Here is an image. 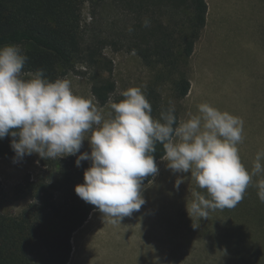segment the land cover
<instances>
[{
    "label": "rangeland",
    "instance_id": "374dc122",
    "mask_svg": "<svg viewBox=\"0 0 264 264\" xmlns=\"http://www.w3.org/2000/svg\"><path fill=\"white\" fill-rule=\"evenodd\" d=\"M206 1V27L186 67L191 82L189 94L175 101L169 82L158 89L164 101L174 103L180 120L187 119L189 113L196 114L197 106L204 102L241 117L244 139L239 151L242 162L251 170L256 153L264 150V0ZM102 4L96 12L95 28L117 31L120 24L114 29L108 26L118 16L112 0ZM91 12L86 4L84 25L90 24ZM103 54L113 66V102L122 97L124 90L140 86L145 91L153 81L154 72L135 54L112 47ZM62 78L72 82L75 94L94 98L90 75L83 65ZM97 105L107 116L108 104ZM84 151L91 152L87 140L81 148V153ZM71 159L76 161L77 156L45 160L33 154L15 163L0 159V210L12 216L21 214L31 203L20 193L24 180L48 175L50 161L56 162L58 174L61 161ZM158 167L159 173L143 186L146 203L138 212L114 225L94 211L98 212L96 216L73 241L74 256L68 264H264V227H260V223L264 226V203L254 186L264 176L254 177L253 185L235 208L213 211L208 219L201 220L191 218L186 205L193 199V192L206 194L205 190L197 187L190 172L174 174L164 160ZM178 179L183 182L177 189ZM63 200L64 195L57 193L56 202L62 204ZM35 260L39 263L40 257Z\"/></svg>",
    "mask_w": 264,
    "mask_h": 264
},
{
    "label": "clouds",
    "instance_id": "9594fccd",
    "mask_svg": "<svg viewBox=\"0 0 264 264\" xmlns=\"http://www.w3.org/2000/svg\"><path fill=\"white\" fill-rule=\"evenodd\" d=\"M149 23L146 19L144 26ZM27 61L20 45L0 46V139L13 138L14 163L33 154L45 160L77 156V167L90 161L75 192L108 223L120 224L146 203L143 181L159 173L154 156L158 144L164 149L161 159L174 174L190 172L205 190L193 192L187 202L191 218L208 219L213 211L235 208L254 177L264 176V150L256 153L251 170L242 162L241 117L204 102L196 114L178 120L169 101L157 118L140 86L124 90L119 102L110 97L106 116L94 98L75 94L69 79L50 80L44 69L25 73ZM85 140L90 153H81ZM182 182L177 180V189ZM254 186L264 203V178Z\"/></svg>",
    "mask_w": 264,
    "mask_h": 264
},
{
    "label": "trees",
    "instance_id": "16d2710c",
    "mask_svg": "<svg viewBox=\"0 0 264 264\" xmlns=\"http://www.w3.org/2000/svg\"><path fill=\"white\" fill-rule=\"evenodd\" d=\"M104 1L0 0V46L20 45L28 56L23 71L44 69L46 77L53 81L83 65L90 75L92 95L100 106H106L109 98L116 95L113 66L105 60L104 50L112 47L133 53L154 72L144 92L158 118L169 107L158 89L160 84L170 83L175 101L189 94L191 82L186 67L206 27L207 1L112 0L118 16L108 26L114 29L120 24L112 33L95 28L96 12ZM86 4L92 9L89 25L83 24ZM146 19L150 21L147 27ZM12 139H0V159L14 163ZM163 155L164 149L158 144L154 153L157 164ZM90 165L91 162L77 167L74 159L61 161L57 174L56 162L50 161L48 175L24 180L20 193L29 198L28 208L17 216L0 210V264L69 263L74 233L96 210L75 192V187L84 183V172ZM153 178H144L143 186ZM1 193L0 181V198ZM57 193L64 195L62 204L56 202ZM262 215L263 212L260 218ZM36 257H40L39 263Z\"/></svg>",
    "mask_w": 264,
    "mask_h": 264
},
{
    "label": "crops",
    "instance_id": "0c3cea01",
    "mask_svg": "<svg viewBox=\"0 0 264 264\" xmlns=\"http://www.w3.org/2000/svg\"><path fill=\"white\" fill-rule=\"evenodd\" d=\"M96 213H98V212H93L91 215H90V217H89V219L87 220V222L83 225V226H85L86 224H88L89 222H90V220L92 219V217H95L96 216ZM82 228V227H81ZM80 228V229H81ZM80 229L78 230V231H80ZM78 231L77 232H75L74 233V235H73V238H72V246H73V241H74V239H75V237H76V235H77V233H78ZM74 248L72 249V254H71V259L70 260H72V258H73V256H74ZM70 262V261H69Z\"/></svg>",
    "mask_w": 264,
    "mask_h": 264
}]
</instances>
